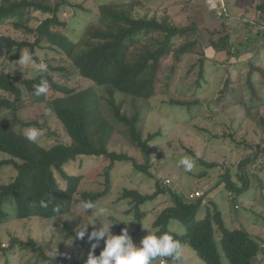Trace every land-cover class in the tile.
Instances as JSON below:
<instances>
[{
	"label": "rangeland",
	"instance_id": "obj_1",
	"mask_svg": "<svg viewBox=\"0 0 264 264\" xmlns=\"http://www.w3.org/2000/svg\"><path fill=\"white\" fill-rule=\"evenodd\" d=\"M54 1L37 0L45 5L53 4ZM113 1L115 0H69V6L62 15L59 14L67 26L60 27L57 32L77 40L83 29L96 19L98 6ZM139 1L143 6L140 8V16H156L159 19L167 16L178 26L188 25L191 19L197 22L204 43V79L197 84L201 58L192 54L179 67V77L170 89L165 85V77L169 74L168 70H171L172 60L167 62V70L158 81V93L151 101L134 103L131 98L116 95L117 102H123V112L128 117L134 116L137 110L140 111L139 127L144 139L149 135H157L151 142L149 171L152 177L136 172L130 163H116L110 175H106L105 169L109 167L110 162L101 158L72 161L67 164L68 166L66 165V171L84 177L81 184L82 191L104 192L105 183L109 181L108 194L96 206L108 207L125 222L132 220L128 224L116 223L110 230L112 234L119 235L121 230L127 227L133 242L137 245L147 234L155 235L153 223L163 210L174 205L168 187L182 195V200L193 203L196 202L197 197L190 200V195L203 193L206 195L204 203L213 200L217 209L222 212L228 228H245L252 236L263 241L264 155L260 154L262 156L258 159L255 153L261 151L263 147L261 142L264 141V43L252 38L260 29L256 25V6L260 0H223V4L222 0ZM50 18H52L50 12L43 13L32 9L19 11L1 21L0 35L34 44V34L25 28L35 30ZM250 24L252 26H249ZM242 41L245 43L243 44ZM221 42L222 45L226 44V49L218 52L215 46ZM231 45L233 57L224 64L227 49ZM23 50L31 52L29 48ZM35 53L40 60H44L48 55L47 58L55 56L54 51L47 49V45L42 48L35 47ZM11 55H16V49ZM18 59L12 61L0 56V74L2 72L11 74L13 82L21 87L23 79L35 78L39 73L29 67L23 74L16 67ZM53 65L55 71L51 74L58 80L63 73L56 69L64 65L59 59ZM59 82L66 83L62 79ZM67 85L80 91L91 86V83L78 78ZM226 85L228 89L224 91ZM24 94L26 98H23V101L28 99L27 93ZM98 94L103 99L102 106L107 117L111 119L107 113L106 91L100 88ZM50 96L52 93L39 97L30 96L32 98L30 101L34 100L32 105L19 110L16 114L25 122L37 121L45 127L41 130L42 135L37 142L45 148L70 141L47 103L43 102ZM173 100L197 104L193 110L188 111L184 106H176ZM1 116L20 134L27 129L20 122L18 123L14 112L5 110ZM117 131L109 145V150L127 154L139 163H143V154L123 135L124 129L119 126ZM184 156L191 157L195 161V167L190 173L178 166V160ZM3 159H6V156L0 154V160ZM201 160L208 164L219 163V167L209 169L202 165ZM225 169L228 170L231 181L240 187L243 185L241 176H247L251 182L250 188L240 195L231 194L226 189ZM13 177L15 174L10 169L0 168V184L9 183ZM156 178L163 181L166 194L160 195L154 202L141 208L145 216L141 231H137L136 213L134 210L129 213L128 200L122 199L124 190H137L143 195H152L157 191ZM58 180L62 182L60 176ZM10 210L11 208L7 207L5 211ZM205 213V210L199 211L196 219H201ZM73 215L74 213L56 220L31 218L21 221L11 217L9 219L0 217V264H43L35 263L31 246L24 249L15 244L12 252L9 254L5 252L4 250L14 239L23 242L35 241L44 249L45 256L52 260L53 254L57 251L55 260L59 255H63L66 259V262L59 264L76 262L86 264L90 251L87 237L94 230V226H88L83 242L72 238L65 226L69 224L76 232L81 223L92 222L94 216L82 221L81 217L71 218ZM174 223L171 225L172 231H185L183 224L177 222L175 227ZM104 246V241H99L95 254L99 255ZM159 262L172 264L170 259H160L156 264ZM183 264L204 263L194 250L185 247ZM224 264H228L226 260ZM255 264H264V256Z\"/></svg>",
	"mask_w": 264,
	"mask_h": 264
},
{
	"label": "trees",
	"instance_id": "obj_2",
	"mask_svg": "<svg viewBox=\"0 0 264 264\" xmlns=\"http://www.w3.org/2000/svg\"><path fill=\"white\" fill-rule=\"evenodd\" d=\"M67 6L69 0H55L53 4L48 5L37 0H0V26L2 20L25 9L52 13V18L44 21L35 30L25 28L34 34V44L0 35V56L14 61L20 57L23 49L29 48L34 58L41 61L36 56L35 47L42 48L47 45V49L54 51L53 58H47L48 55L43 60L48 65V71L43 74V78L47 79L50 85L49 93H52V96L43 102L47 103L70 140L68 143L45 148L29 142L23 134L18 133L7 123L1 116L5 110L14 112L15 119L24 127H36L41 130L45 128L37 121L25 122L16 115L19 110L32 105L34 100L30 99L35 95L34 85L40 83L42 76L39 74L32 79H23L19 87L13 82L11 74L5 72L0 74V154L6 156V159L0 160V168L6 167L15 174L9 183L0 184L2 219L11 217L19 221L31 218L56 220L75 213V202L90 200L97 205L108 194L109 181L105 183L104 192L82 191L84 177L66 171L67 164L78 159L108 160L110 165L105 169L106 175H110L116 163H130L136 172L152 177L149 171L151 142L157 135H149L144 139L139 127L140 111L137 110L134 116L128 117L123 112V102L118 103L116 95L131 98L134 103L151 101L158 93V81L167 70V62L172 60L171 70H168L169 74L165 77V85L170 89L179 77V67L192 54L201 58L197 84L204 79V43L200 34L201 29L194 20L191 19L188 25L178 26L167 16L162 19L156 16H140V8L143 6L139 0L131 2L115 0L99 5L96 19L83 29L77 40H73L57 32L60 27L67 26L61 16ZM256 19L257 28L260 29L252 38L264 43V0H260L256 6ZM232 47L231 45L227 49L224 64L233 57ZM14 49L16 55L12 56ZM215 49L222 52L226 49V44L222 45L221 42ZM58 59L64 66L56 69L63 73L57 80L51 72L55 71L53 64ZM78 78L91 83V86L79 91L67 85ZM60 79L66 83H60ZM227 87L226 85L224 91L228 89ZM100 88L107 93L105 101L111 119L107 117L102 106L103 99L98 94ZM24 93H27L28 99L23 101V98H26ZM173 102L176 106H184L188 111L193 110L197 104L174 100ZM119 126L124 129L123 135L132 146L143 154V163L127 154L109 150ZM261 143L263 144L261 151L255 153L258 159L262 156L260 154L264 155V141ZM201 163L209 169L219 167V163L208 164L202 160ZM58 176L62 182H59ZM224 176L227 182L226 189L231 194L240 195L250 188L251 182L245 175L240 178L243 182L241 187L231 181L228 170ZM168 188L174 205L163 210L153 223L155 235L172 234L184 248L194 250L204 264H224L225 260L228 264L260 262V258L264 256V240L255 238L245 228H228L222 212L217 209L213 200L204 203L206 195L203 193H200L201 197L193 203L182 200V195L173 192L171 187ZM156 189L152 195H143L137 190H124L122 199L128 200L129 213L133 210L136 213L137 231H141L145 216L141 208L154 202L160 195L166 194L163 181L158 178ZM41 201L48 206L42 207ZM7 207L11 208L9 212L5 211ZM55 208H59L60 212H55ZM201 210H205L206 213L201 219H196ZM91 216L89 213L83 219ZM173 222L175 227L177 222L183 224L185 231H172ZM65 228L75 239V231L71 226L66 224ZM75 240L83 242V239ZM15 244L24 249L31 246L35 263L66 262L63 255H59L57 260L46 257L44 249L35 241L23 242L14 239L4 251L9 254ZM159 260L157 259L154 264Z\"/></svg>",
	"mask_w": 264,
	"mask_h": 264
},
{
	"label": "clouds",
	"instance_id": "obj_3",
	"mask_svg": "<svg viewBox=\"0 0 264 264\" xmlns=\"http://www.w3.org/2000/svg\"><path fill=\"white\" fill-rule=\"evenodd\" d=\"M16 67L24 74L26 68H32L36 73L41 74L40 83L34 85V94L36 96H46L49 93L50 85L43 74L48 71V65L43 60L37 61L33 53L23 50L20 53ZM23 135L32 143H37L42 135V131L36 127L25 129ZM178 166L182 167L185 172H192L195 167L193 158L184 156L178 160ZM42 207L48 205L41 201ZM59 213L60 209L55 208ZM91 214L94 219L90 223H81L75 232V239H83L87 232L88 226L93 225L94 230L90 232L87 239L90 242V251L86 264H154L157 259H170L172 264H183L184 245L174 238L172 234H147L139 244L133 242L128 228L121 230V234L114 235L111 228L116 223L128 224L120 220L116 213L108 207H98L90 200L75 202V213L71 218L83 217ZM98 222V225H97ZM103 240L105 246L99 255L95 254V249L99 246V241ZM95 241V242H93ZM57 251L53 254V259ZM164 262H162L163 264Z\"/></svg>",
	"mask_w": 264,
	"mask_h": 264
},
{
	"label": "built area",
	"instance_id": "obj_4",
	"mask_svg": "<svg viewBox=\"0 0 264 264\" xmlns=\"http://www.w3.org/2000/svg\"><path fill=\"white\" fill-rule=\"evenodd\" d=\"M222 4H223V0H222ZM169 183V182H168ZM196 197L197 198H199V197H201V194H196V195H190V200H194V199H196Z\"/></svg>",
	"mask_w": 264,
	"mask_h": 264
}]
</instances>
